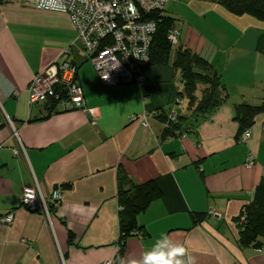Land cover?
Returning a JSON list of instances; mask_svg holds the SVG:
<instances>
[{
  "label": "crops",
  "instance_id": "0c3cea01",
  "mask_svg": "<svg viewBox=\"0 0 264 264\" xmlns=\"http://www.w3.org/2000/svg\"><path fill=\"white\" fill-rule=\"evenodd\" d=\"M187 6L179 46L207 59L229 93L214 112L193 118L180 95L184 82L174 57L166 65H147L141 86L104 85L87 65L67 14L0 0V264H117L120 168L135 184L154 180L162 191L140 213L144 229L127 237L120 264H140L157 240L185 247L195 264H264V245H241L237 224L264 180V112L245 143L238 141L236 119V105L264 102V21L212 0ZM58 57L78 66L77 81L86 106L98 109L96 118L63 102L29 101L34 75ZM172 110L189 119L177 117L181 132L166 137L159 115ZM146 113L148 126L130 120ZM5 117L17 126L26 155L13 153ZM248 152L256 156L252 168L245 165ZM33 176L46 196L62 189L51 225L22 204ZM10 213L13 222L6 224L3 216ZM181 259L188 264L187 255Z\"/></svg>",
  "mask_w": 264,
  "mask_h": 264
},
{
  "label": "built area",
  "instance_id": "2783aa9c",
  "mask_svg": "<svg viewBox=\"0 0 264 264\" xmlns=\"http://www.w3.org/2000/svg\"><path fill=\"white\" fill-rule=\"evenodd\" d=\"M26 5L39 9L53 10L67 14L83 45L82 54L92 62L102 84L116 86L120 84L143 85L146 81L145 67L151 61V46L158 25L154 15L163 13L165 5L179 0H23ZM168 40L175 47L179 46L180 30L177 26L167 34ZM71 54L70 49L63 53ZM63 57V56H62ZM56 58L45 69L37 72L28 88L31 103L57 100L67 108L83 110L93 118L98 116L97 108L86 106L83 87L77 81L78 66L69 58ZM176 102L180 103L178 97ZM176 110L170 112L169 119L177 120ZM151 114H134L130 120L148 126ZM15 139L13 153L26 155V147L21 141L19 131L11 118L5 117ZM168 123H165V127ZM252 133L245 129L238 137L245 143ZM256 164V156L247 153L245 165L252 168ZM63 192L55 188L46 196L40 183L33 176L29 185L24 186L22 204L42 213L50 225L52 224L53 207L61 202ZM209 214L217 215L210 210ZM12 213L3 216V222L12 223ZM246 221L245 214L240 224ZM102 264H113L108 260Z\"/></svg>",
  "mask_w": 264,
  "mask_h": 264
},
{
  "label": "trees",
  "instance_id": "16d2710c",
  "mask_svg": "<svg viewBox=\"0 0 264 264\" xmlns=\"http://www.w3.org/2000/svg\"><path fill=\"white\" fill-rule=\"evenodd\" d=\"M222 5L229 12L236 15H251L264 21V0H212ZM158 25L151 46V61L149 64L166 65L171 61L174 46L168 40L167 34L176 23V18L157 13L154 15ZM148 64V65H149ZM173 66L182 74L184 90L180 94L187 102V110L191 118L207 116L224 104L229 93L225 84L211 63L198 53L182 46L176 47ZM200 84L204 85L201 89ZM200 92V93H199ZM56 103L57 100H51ZM264 112V102L252 105L246 102L236 105V119L240 124V134L250 128L258 114ZM165 127L164 136H173L183 128L180 120L171 121L169 116L159 115ZM178 117V115H177ZM178 118L189 119L186 115ZM188 122V121H186ZM188 125V124H187ZM118 202L121 250L117 254V264H120L124 244L131 234L141 233L144 226L139 224L138 217L156 199L162 196V191L153 181L145 184H135L127 172L120 168L118 172ZM245 214L246 221L240 224V216ZM202 215L196 216V222L201 221ZM239 221V222H238ZM239 226V242L243 246L254 244L262 248L264 245V180L256 187L254 199L246 205L237 218Z\"/></svg>",
  "mask_w": 264,
  "mask_h": 264
},
{
  "label": "clouds",
  "instance_id": "9594fccd",
  "mask_svg": "<svg viewBox=\"0 0 264 264\" xmlns=\"http://www.w3.org/2000/svg\"><path fill=\"white\" fill-rule=\"evenodd\" d=\"M167 240L161 243L157 240L150 251L143 255L140 264H184L181 259L185 255L188 256V264H195V258L183 246L166 247ZM131 264H136L132 261Z\"/></svg>",
  "mask_w": 264,
  "mask_h": 264
},
{
  "label": "rangeland",
  "instance_id": "374dc122",
  "mask_svg": "<svg viewBox=\"0 0 264 264\" xmlns=\"http://www.w3.org/2000/svg\"><path fill=\"white\" fill-rule=\"evenodd\" d=\"M189 2H190V0H179L177 2H169V3H167L165 5V9L163 10V13L165 15L172 16V17L176 18V20H177V24L176 25H177L178 29L180 30V35H181L182 28H183V32L185 34L186 25H187V23H186L185 26H184V24H182V26H180L179 22L182 21V19H181L182 16L181 15L184 14V13L181 12V10L184 9L185 11H188V9H187L188 6L187 5H188ZM176 47H179V46H175L174 48H172L171 58H173L174 55H175ZM87 65L91 66V67L93 66L91 61H88ZM92 68H94V66ZM94 70H95V68H94ZM95 72H96V70H95ZM200 87H201V89H203L204 85L200 84ZM187 102H188V100H187ZM241 216H242V214H241ZM241 216H240V218H241Z\"/></svg>",
  "mask_w": 264,
  "mask_h": 264
}]
</instances>
